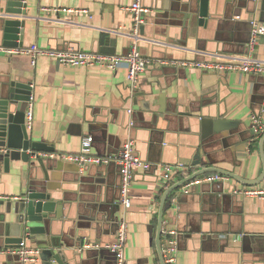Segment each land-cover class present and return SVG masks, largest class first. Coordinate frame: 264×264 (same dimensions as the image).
<instances>
[{
    "label": "crops",
    "instance_id": "1",
    "mask_svg": "<svg viewBox=\"0 0 264 264\" xmlns=\"http://www.w3.org/2000/svg\"><path fill=\"white\" fill-rule=\"evenodd\" d=\"M11 1L27 6L30 21L24 48L101 52L108 44L114 46L115 55H127L134 44L133 0H0V44L4 19L23 20L5 16ZM143 4L149 12L138 44L153 65L140 77L135 93L124 68L116 72L71 68L48 57H40L32 67L29 56L0 55V94L11 81L32 83L35 122L30 133L33 141L54 148L56 156L39 154L48 171L47 182L38 164L32 168L12 162L9 173L0 169V197L16 206L18 201L12 199L21 198L32 184L49 186L59 205L51 239L57 237L71 264H116L104 247L115 242L117 220L123 214L115 164L79 173L77 165L59 159L80 154L85 136L94 138V156L115 155L133 140L140 156L153 165L148 172H135L127 214V264H161L156 237L166 190L160 165L194 161L200 154L207 167L247 181L263 174L261 138L252 132L251 116L264 112V76L163 66L160 61H209L214 55L264 60L262 37L250 50V23L264 24V0H209L204 25L197 13L191 14L199 10L200 0H143ZM44 8L88 14L47 16ZM205 118L237 123L235 129L203 142L206 152L200 147ZM199 169L189 168L188 176ZM183 180L176 176L172 185ZM231 187L250 186L232 179ZM256 187L264 188V179ZM229 188L203 184L173 197L177 202L165 209L163 228L177 234L178 264H264V201L233 196ZM1 202L6 205H0V251L7 250V233L19 235L11 229L14 215L7 211L9 201ZM93 244L103 248L89 246ZM9 256L0 253V264H16Z\"/></svg>",
    "mask_w": 264,
    "mask_h": 264
},
{
    "label": "built area",
    "instance_id": "2",
    "mask_svg": "<svg viewBox=\"0 0 264 264\" xmlns=\"http://www.w3.org/2000/svg\"><path fill=\"white\" fill-rule=\"evenodd\" d=\"M260 1V0H259ZM42 13L47 16L83 13L88 14V11H78L67 8L50 9L44 8ZM130 12L135 23L134 44L127 55H109L101 52H83L80 50L53 51L41 49L37 45L30 48H9L0 44V55L15 56L26 55L31 58L32 67H36L40 57H48L57 61L65 67L71 68H100L116 72L122 68L127 70V82L132 92H137L140 88V77L153 65L152 59L142 55L139 49V31L142 26L146 25L145 14L149 12L144 7L143 0H133L130 7ZM251 44L250 50H254L259 38L264 37V24L257 21H251ZM213 56V55H212ZM163 66H173L184 69H198L205 72H242L244 74H255L264 76V60L253 59L252 57H224L214 55L209 61H160ZM35 108L33 97L27 105L26 111V128L31 132L35 122ZM130 114L132 111H129ZM251 129L256 138H262L264 135V112L251 116ZM94 138L85 136L82 140V151L78 155H62L59 159L77 165L79 173H84L91 166L115 164L120 169V198L119 206L123 209V214L117 220L116 240L112 245H106L104 248L109 250L115 257L116 264H127L125 258V249L129 237V224L127 214L132 207L131 192L135 179L136 170L140 169L148 172L153 168V165L144 160L137 151L135 141H128L123 146L122 150L109 156H94L92 148ZM44 157L56 156L52 154H43ZM160 178L162 179L163 190H167L172 186L173 179L176 176L188 177L189 168L179 163L177 165H160L158 168ZM187 173V174H186ZM190 176V175H189ZM231 178L222 174H210L204 177L197 178L186 184L181 190V193L188 194L194 187L209 184L218 185L229 188V193L236 197L257 199L264 201V188L260 187H231ZM11 201L9 198L0 197V201ZM12 200L20 201L21 198ZM172 202H177L176 198ZM169 237V238H168ZM30 239L24 236L18 247L13 249L2 250L0 253L19 257V264H37L41 261V250L35 245H29ZM95 249L103 248L98 244L89 245ZM179 246L177 234L174 232L165 231L163 228L162 238V255L165 264H178Z\"/></svg>",
    "mask_w": 264,
    "mask_h": 264
},
{
    "label": "water",
    "instance_id": "3",
    "mask_svg": "<svg viewBox=\"0 0 264 264\" xmlns=\"http://www.w3.org/2000/svg\"><path fill=\"white\" fill-rule=\"evenodd\" d=\"M26 9L27 6L22 1H11L8 3L5 16L23 17V20L4 19L1 25L3 46L9 48L23 47L25 28L28 21H30L27 17ZM196 13L200 18L199 24L204 25L209 18V0H200L199 10L191 14ZM188 16L187 20L191 18V15ZM143 30L144 26L141 27V33ZM262 39H264V37H262ZM114 44L115 43L112 42V45ZM101 53L115 55L116 51L114 46L111 47L106 44V49H102ZM32 94V83H23L17 80L11 81L9 88L3 90L0 94V169L9 173L12 162H22L32 168L35 164H38L44 172L46 177L44 180L47 182L49 180L48 171L44 159L39 154H53L55 150L44 143L33 141L31 133L26 128V105L31 101ZM236 126L237 123L222 119H202V143L200 147L206 152L203 142L205 143L213 137L229 132L235 129ZM260 151L264 165V135L260 140ZM181 164L188 168L199 167L200 169L183 181L172 185L162 196L156 237L157 252L161 264H165L162 255L163 227L164 222L167 220L165 217V213H167L165 209L172 206L173 197L177 195L186 184L210 174H222L250 187L260 185L264 179V170L262 176L258 180L247 181L225 170L216 167H207L206 163L201 159L200 154L195 156L194 161L181 162ZM52 193L49 186L32 184V186L22 194L21 200L18 201L16 206H12L11 201H9L7 211L9 214L14 215L11 229L17 230L19 235H11L13 232L7 233L4 237V245L6 249L16 248L22 242L23 237L28 236L30 242H33L35 246L41 250L42 264H71L68 256L61 249L57 237L51 239L56 220L54 214L57 212V209H59L57 200L53 198ZM0 205H6V203L1 202ZM9 257L14 259L16 264H19V257L11 255Z\"/></svg>",
    "mask_w": 264,
    "mask_h": 264
},
{
    "label": "trees",
    "instance_id": "4",
    "mask_svg": "<svg viewBox=\"0 0 264 264\" xmlns=\"http://www.w3.org/2000/svg\"><path fill=\"white\" fill-rule=\"evenodd\" d=\"M181 179H183V177H181Z\"/></svg>",
    "mask_w": 264,
    "mask_h": 264
}]
</instances>
